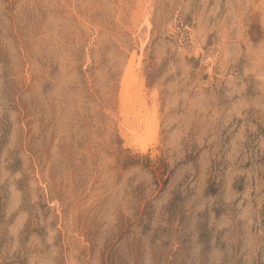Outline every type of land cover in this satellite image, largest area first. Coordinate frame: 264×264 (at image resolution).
<instances>
[{"label": "rangeland", "instance_id": "1", "mask_svg": "<svg viewBox=\"0 0 264 264\" xmlns=\"http://www.w3.org/2000/svg\"><path fill=\"white\" fill-rule=\"evenodd\" d=\"M0 264H264V0H0Z\"/></svg>", "mask_w": 264, "mask_h": 264}, {"label": "bare ground", "instance_id": "2", "mask_svg": "<svg viewBox=\"0 0 264 264\" xmlns=\"http://www.w3.org/2000/svg\"><path fill=\"white\" fill-rule=\"evenodd\" d=\"M137 74H135V77L132 79V81H130L128 87L125 90L126 99H125V103L122 106V108L125 111L126 117H127L126 118V129L128 130V133L126 132L127 135H130L129 137L132 138L131 141H133L134 146L140 144V145H142V147L145 148L147 146L146 145L147 142H149V140H151L153 138L155 128L152 129L151 127H148V125H147L148 123L145 124V122H147V121H145V117H146L145 111L147 110V108L149 106L147 107L145 94L143 92L141 93V91H143V83L140 82ZM151 109H153V108H151ZM125 113H122V114L125 115ZM153 113H155V112H153ZM120 114H121V112H120ZM147 115H149V114H147ZM149 119L151 120V118H149ZM153 125H155V124H153ZM124 126H125V124H124ZM127 146H129V145L127 144ZM135 148H137V147H135Z\"/></svg>", "mask_w": 264, "mask_h": 264}]
</instances>
